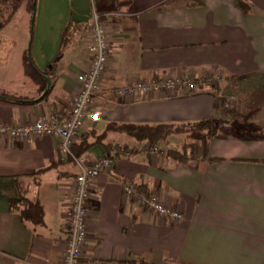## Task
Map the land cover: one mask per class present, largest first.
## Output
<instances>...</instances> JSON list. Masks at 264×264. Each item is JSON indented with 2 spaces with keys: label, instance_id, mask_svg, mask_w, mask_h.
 I'll list each match as a JSON object with an SVG mask.
<instances>
[{
  "label": "crops",
  "instance_id": "0c3cea01",
  "mask_svg": "<svg viewBox=\"0 0 264 264\" xmlns=\"http://www.w3.org/2000/svg\"><path fill=\"white\" fill-rule=\"evenodd\" d=\"M245 1L247 11L236 0L196 5L132 0L118 10L100 0H36L28 46V27H0V91L26 98H0L2 124H29L39 115L67 117L77 75L90 60L92 6L105 24L110 52L91 100L99 118L85 121L74 144L84 135L94 140L108 123L220 120L229 105L241 112L238 130L218 131L197 169L177 164L163 151L142 153L130 137L107 132L105 141L114 149L139 150L114 157L113 169L92 181L77 264H264V136L251 128L264 127V108L257 107L264 105V0ZM165 75L212 78L219 90L209 84L189 94H153L133 102L112 94L130 81ZM58 145L46 136H0V264H61L75 177L104 150L96 144L77 160ZM124 182L157 196L183 218L172 221L141 209L124 195ZM20 197L39 203L41 223L24 221L9 209L10 200Z\"/></svg>",
  "mask_w": 264,
  "mask_h": 264
},
{
  "label": "built area",
  "instance_id": "2783aa9c",
  "mask_svg": "<svg viewBox=\"0 0 264 264\" xmlns=\"http://www.w3.org/2000/svg\"><path fill=\"white\" fill-rule=\"evenodd\" d=\"M86 48L90 54L89 64L85 70L77 75L78 89L72 99L67 117L59 121L54 115H39L29 124L8 125L0 123L1 137L24 140H29L37 135L52 137L58 140L60 152L70 155V146L85 121H95L99 118V114L92 111L91 100L99 91L100 80L106 69L110 52L108 32L93 6ZM212 80L208 77L195 80L192 77L165 75L149 81H130L126 85L114 88L112 94L122 101L133 102L153 94L171 96L179 93H193L209 85ZM148 150L150 154L157 153V148ZM112 169L113 159L104 156L93 161L90 166H80L79 173L73 183L67 215L69 234L61 251V264H77L81 259L87 234L86 200L90 185L101 173ZM122 190L129 200L157 217H165L172 221H179L183 217L180 211L165 205L157 196L153 194L145 196L141 188L135 183L124 182ZM83 264H140V262L86 260Z\"/></svg>",
  "mask_w": 264,
  "mask_h": 264
},
{
  "label": "trees",
  "instance_id": "16d2710c",
  "mask_svg": "<svg viewBox=\"0 0 264 264\" xmlns=\"http://www.w3.org/2000/svg\"><path fill=\"white\" fill-rule=\"evenodd\" d=\"M21 0H12L11 11H15L20 4ZM132 0H100L102 6L110 7L112 9H121L130 5ZM190 4H199V0H188ZM238 8L242 11H247L249 4L245 0H236ZM36 0H32V11H34ZM33 15V12H32ZM33 17V16H32ZM101 19V17H100ZM4 23H0V27ZM33 20H31V27ZM64 34L62 45L67 42V33ZM216 81L212 80L210 86L218 93ZM0 98L10 101H26V98L15 96L0 91ZM240 119V118H239ZM223 123V125L221 124ZM226 129V123L220 122L217 118L200 120L193 123H180V124H132V123H108L103 132L98 134L94 140H90L87 135H84L77 144L72 143L70 146V157L77 159L87 152L91 147L96 144L101 145L104 150V157L113 159L118 155H126L139 149H128L127 147H121V149H114L113 145L105 141L107 132H115L124 134L136 143L147 144V148H157L161 142H164L171 134H183L184 142L179 148L173 147L165 150L164 154L175 161L181 166H185L192 169H197L200 162L206 160L208 146L212 137L216 136L217 132ZM254 133H259L260 136H264V127L260 129L254 128ZM78 160V159H77ZM41 169L37 172L43 171ZM36 172V173H37ZM23 203V207H19L18 204ZM9 209L11 211H17L19 216L28 222L34 224L42 222V210L41 206L36 201H30L25 197H20L19 200L12 199L9 202ZM140 264H149L140 261Z\"/></svg>",
  "mask_w": 264,
  "mask_h": 264
},
{
  "label": "rangeland",
  "instance_id": "374dc122",
  "mask_svg": "<svg viewBox=\"0 0 264 264\" xmlns=\"http://www.w3.org/2000/svg\"><path fill=\"white\" fill-rule=\"evenodd\" d=\"M11 2H12V0H0V23L3 22L8 27H16L19 25H22L24 27H28V41H27V46H28L29 43L31 42V39H32L31 20H33V17L30 14L31 9H32V0H21L19 7L13 12L11 11V5H10ZM257 107L259 109H262V108H264V105L260 104ZM236 109L237 108L235 106L229 105L227 115H225L223 118L220 119V120L224 121V124L226 123V125L228 126V127L226 126V129H230V127H233L232 130L237 129V120H238L241 112H240V109H238V110H236ZM221 124L223 125V123H221ZM262 126L263 125L258 124V125H255L254 127H251V128L260 129ZM242 133H244V132H242ZM184 137L185 136L183 134H178V133L171 134L164 142H161L158 145L156 154H158L160 151H163V153H164L165 150H167L168 148H173V147L179 148L180 145L185 140ZM139 147L141 148L140 152H142V153H147L149 151L148 150L149 148H147V144H139ZM129 149H131V148H129ZM116 150H118V148H116Z\"/></svg>",
  "mask_w": 264,
  "mask_h": 264
}]
</instances>
